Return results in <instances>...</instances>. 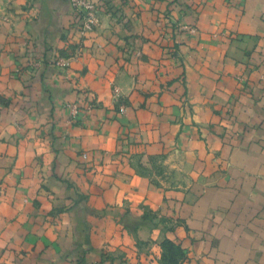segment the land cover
I'll return each instance as SVG.
<instances>
[{"label": "crops", "instance_id": "0c3cea01", "mask_svg": "<svg viewBox=\"0 0 264 264\" xmlns=\"http://www.w3.org/2000/svg\"><path fill=\"white\" fill-rule=\"evenodd\" d=\"M92 1L0 0V264H264V0Z\"/></svg>", "mask_w": 264, "mask_h": 264}, {"label": "built area", "instance_id": "2783aa9c", "mask_svg": "<svg viewBox=\"0 0 264 264\" xmlns=\"http://www.w3.org/2000/svg\"><path fill=\"white\" fill-rule=\"evenodd\" d=\"M74 14L76 15L77 23V31L80 34H85L94 29V27L98 23L99 16V7L92 0H68ZM184 28H187L184 26ZM190 31H194V28H189ZM58 63V62H56ZM114 94L117 96L119 93V88L114 87ZM66 107L70 110L72 116L77 115L78 106L76 104H67ZM83 157H86L84 154Z\"/></svg>", "mask_w": 264, "mask_h": 264}, {"label": "trees", "instance_id": "16d2710c", "mask_svg": "<svg viewBox=\"0 0 264 264\" xmlns=\"http://www.w3.org/2000/svg\"><path fill=\"white\" fill-rule=\"evenodd\" d=\"M167 250L171 255V263L169 264H178L179 258L183 256V250L179 245H176L172 241H167L166 244ZM168 264L167 262H165Z\"/></svg>", "mask_w": 264, "mask_h": 264}, {"label": "rangeland", "instance_id": "374dc122", "mask_svg": "<svg viewBox=\"0 0 264 264\" xmlns=\"http://www.w3.org/2000/svg\"><path fill=\"white\" fill-rule=\"evenodd\" d=\"M77 29V27H76ZM79 33V32H78ZM80 34V33H79ZM83 35V34H80ZM115 92L113 91V96L116 97V95L114 94ZM167 241H171L168 240L167 238L163 239L160 242V248H161V255H160V261L162 262H167L168 264L171 263V255L169 254L168 250H167V246L165 245ZM180 259V258H179ZM179 264V263H178Z\"/></svg>", "mask_w": 264, "mask_h": 264}]
</instances>
